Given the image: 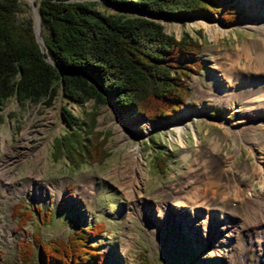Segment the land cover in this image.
Masks as SVG:
<instances>
[{"label":"rangeland","instance_id":"obj_1","mask_svg":"<svg viewBox=\"0 0 264 264\" xmlns=\"http://www.w3.org/2000/svg\"><path fill=\"white\" fill-rule=\"evenodd\" d=\"M29 1L19 0L17 17L34 24ZM233 5L239 16L230 24L218 15L159 18L167 34L178 39L188 31L201 44L203 66L187 81L191 95L184 107H201L202 112L181 131L184 146L176 141L177 131L166 125L179 123L184 107L174 119L152 124L112 104L63 103L84 120L85 113L96 112L94 134L106 137L107 156L101 163L74 168L64 157L52 156L53 139L66 128L59 99L51 106L20 105L14 100L0 106V264H21L17 243L32 240L34 233L41 240L65 238L74 220L103 226L105 232L92 239L106 254L103 264H138L142 256L151 264L240 263L241 255L228 261L224 249L219 253L195 239V228L183 217L184 213L197 216L199 210L194 207L202 203L219 211L220 197L228 199L230 207H240L237 190L249 195L264 190L252 171L257 155L264 152V128L245 131L243 141L232 131L233 122L251 117L264 104V84H259L264 73V0H233ZM197 20L225 32L211 36ZM42 35L39 22L38 40L44 48ZM244 81L250 86L239 93ZM224 89L238 94L221 100L227 94ZM151 137L154 142L147 144ZM159 147L171 154L162 174L152 164ZM135 151L140 154L136 161L131 158ZM133 169L134 178L142 180V191L129 198L124 179ZM194 190L203 193L191 204ZM202 196L214 201H203ZM23 206L32 211V217L19 227L14 212ZM224 210L225 218H230L229 210ZM199 214L205 216L203 211ZM245 250L249 261L255 258L253 250Z\"/></svg>","mask_w":264,"mask_h":264},{"label":"trees","instance_id":"obj_2","mask_svg":"<svg viewBox=\"0 0 264 264\" xmlns=\"http://www.w3.org/2000/svg\"><path fill=\"white\" fill-rule=\"evenodd\" d=\"M44 48L36 42L31 19L19 20V0H0V106H51L62 102L66 128L54 137L53 159L68 165L101 163L106 137L94 134L96 112L74 116L63 103L112 104L148 122L174 119L191 95L187 81L200 72L201 44L185 31L176 39L159 18L218 15L230 24L239 15L233 0H35ZM148 142H154L151 137ZM161 147V145H160ZM154 150L153 167L164 173L171 154ZM20 208V209H19ZM15 210L19 227L32 217ZM37 212L38 208H34ZM101 223L74 220L65 238L21 240V264H103L105 253L92 240ZM108 234L106 233V236ZM37 249H34V245ZM138 264H151L142 256Z\"/></svg>","mask_w":264,"mask_h":264},{"label":"bare ground","instance_id":"obj_3","mask_svg":"<svg viewBox=\"0 0 264 264\" xmlns=\"http://www.w3.org/2000/svg\"><path fill=\"white\" fill-rule=\"evenodd\" d=\"M197 23L203 24L211 36H214L216 31L217 32L219 31L222 34L225 32L223 28L214 27L211 23L206 21L197 20ZM37 26L39 27V21H37ZM259 84H264V73L260 79ZM249 86H250L249 83L244 81L243 84L239 86L238 92L242 93L244 90H246V87ZM224 90H225L224 92L227 94L224 95L225 97H220L221 100L228 97L229 95L236 96L238 94V92L230 93L231 91L229 92L227 89ZM201 112H202L201 107L196 109H190L189 107L186 106L179 113L181 117L179 123L169 122L168 124H166L168 127L172 126L177 131V137L175 138L179 145L184 146L186 143L183 136L181 135V131L185 129V124L190 122L191 117L197 116ZM257 126L264 128V104L262 108L258 110L251 117H241L240 119H237L235 122H233L232 131L236 133V136L240 141H243L242 138L243 133L248 130H254L255 128H257ZM256 137H258V133ZM196 139H197L196 142H198L197 136ZM139 155H140L139 151H135L132 154L131 158L134 161H136ZM252 171L257 178L256 180H258L259 183L264 186V152L263 151L260 152V155H257V163L252 167ZM134 174L135 171L133 169L129 174L125 176L126 178L124 179V181L126 180L124 190L129 198H132L135 195H140L142 191L141 190L142 180H140V178L135 179ZM37 178L39 177L37 176ZM133 178L134 181H132ZM234 178L237 179V176ZM201 191L194 190L192 192L191 196L193 198H190L191 204L195 202L198 199V197L203 193ZM235 196L240 199V202H242V206H240L241 208L239 206L235 208L230 207L228 205V202L226 203L228 199L225 200V198L220 197V202L221 204L222 203L223 204L221 205L222 209H220L219 211L216 210L219 208L207 207L204 206V204L202 203L199 206L194 207V208H198L199 210L197 212V216L192 215V213H188V214L184 213L183 217H185L189 221L188 223L189 225H192L195 228L196 231V235L194 236L195 239L199 240V242L202 243L203 245L214 246L217 252L221 251V249H224L226 252H228V256H227L228 261H230L232 256L234 257L241 255L243 258L240 259L241 261L239 264H245L247 260L249 261V259L247 256H245L247 250L245 251L243 250L245 247H247L248 249H251L255 252V258L251 259L248 263L264 264L263 262H261V258L264 257V190H259L257 191V193H254L252 195H249L247 193L243 194L242 191L237 190ZM203 197L206 196H202V198ZM203 201L212 202L214 201V199L209 201L208 198L206 197L203 199ZM224 208H227V210H229V213L231 214L230 218H225L228 216V214L224 213L225 211ZM200 211L205 212L204 217L200 216L199 214ZM241 246L243 247V250L240 248Z\"/></svg>","mask_w":264,"mask_h":264},{"label":"water","instance_id":"obj_4","mask_svg":"<svg viewBox=\"0 0 264 264\" xmlns=\"http://www.w3.org/2000/svg\"><path fill=\"white\" fill-rule=\"evenodd\" d=\"M29 2L33 6L34 14H35V21H34V24H33L34 36H35L36 42L38 43L39 47H41L40 42L38 40V26H37V21L40 22V18H39V14H38V11H37V6H36L35 2H33L32 0H30Z\"/></svg>","mask_w":264,"mask_h":264}]
</instances>
